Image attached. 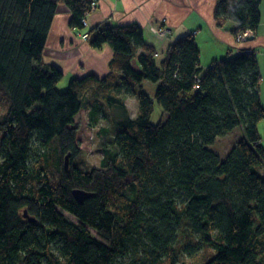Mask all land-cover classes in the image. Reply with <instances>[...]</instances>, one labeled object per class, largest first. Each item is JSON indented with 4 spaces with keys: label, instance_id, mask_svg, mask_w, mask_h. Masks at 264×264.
Listing matches in <instances>:
<instances>
[{
    "label": "trees",
    "instance_id": "16d2710c",
    "mask_svg": "<svg viewBox=\"0 0 264 264\" xmlns=\"http://www.w3.org/2000/svg\"><path fill=\"white\" fill-rule=\"evenodd\" d=\"M260 3L218 0L216 25L228 19L234 37L254 35ZM60 7L83 41L113 54L105 78L72 79L65 92L61 71L42 62ZM95 7L0 0V264H264V108L254 53H229L204 70L188 34L158 63L135 24L84 32ZM145 82L157 84L151 97ZM132 96L135 117L125 105ZM87 108L93 124L97 114L118 113L115 134L104 131L111 148L89 172L71 164L81 154L75 119ZM236 129L242 138L221 160L208 147ZM75 189L88 193L84 203Z\"/></svg>",
    "mask_w": 264,
    "mask_h": 264
},
{
    "label": "crops",
    "instance_id": "0c3cea01",
    "mask_svg": "<svg viewBox=\"0 0 264 264\" xmlns=\"http://www.w3.org/2000/svg\"><path fill=\"white\" fill-rule=\"evenodd\" d=\"M95 9L86 16L87 28L107 23L111 26L137 25L143 32L146 44L156 52V59L162 61L169 47L178 38L192 34L200 52V66L210 68L213 63L241 51L254 53L261 76L259 96L264 108V0L259 6L260 24L255 34L246 32L238 41L232 35L237 24L224 20L221 27L216 25L214 9L218 0H95ZM69 13L60 7L54 19L42 62L48 67H56L63 74L57 87L65 91L72 79H82L94 75L103 79L109 74L112 51L108 46L91 48L81 39V33L68 27ZM164 29V37L152 32ZM253 37L252 39H249ZM159 63V62H158ZM207 67V68H204ZM128 99L125 100L129 110ZM134 106V105H133ZM89 111V110H88ZM137 113V109H136ZM132 117V116H131ZM77 118V117H76ZM76 120V119H75ZM241 135V130L236 129ZM257 131L264 149V120L257 124ZM264 178V165L259 168Z\"/></svg>",
    "mask_w": 264,
    "mask_h": 264
},
{
    "label": "rangeland",
    "instance_id": "374dc122",
    "mask_svg": "<svg viewBox=\"0 0 264 264\" xmlns=\"http://www.w3.org/2000/svg\"><path fill=\"white\" fill-rule=\"evenodd\" d=\"M156 61L160 62V59H157ZM156 89H157V84H153L149 82H145L142 84V90L146 92L150 97L154 94ZM58 91L65 92L66 90L65 91L58 90ZM128 106H129L130 115L132 117H135L136 109H138V105L134 96L128 99ZM107 107L108 109L112 108L109 106ZM88 114H89L88 108L83 109L75 120V126L79 130L77 134V142L81 154L78 157H76L73 161H71V164L73 166L86 172H89L93 168H99L101 166L104 145H108V147L106 146L108 149L111 148L108 141L105 140L106 138L104 136L105 135L104 131L112 130L113 128L112 124L114 121H116L115 115H118L117 112H113V111L111 112L106 111L105 114L104 112L97 114V117L94 119L95 123L93 124V122L89 120ZM159 117H160V109L155 105V110L151 118L152 123H156L159 120ZM238 131L239 130H237V132H234L233 134H228L223 138H219L214 145L209 146L208 148L212 152L216 153L221 158V160H223L226 154L228 153V151L235 145L237 141H239L242 138L241 137L242 135H240ZM108 133L109 136L112 137L115 134V131L113 130ZM67 165H68V159H67ZM63 216L68 221L76 223V220L72 218L70 215L63 213ZM90 233L92 235H95V232L93 230H90ZM194 258H198V260L200 259L198 255L193 257L192 259Z\"/></svg>",
    "mask_w": 264,
    "mask_h": 264
},
{
    "label": "water",
    "instance_id": "95a60500",
    "mask_svg": "<svg viewBox=\"0 0 264 264\" xmlns=\"http://www.w3.org/2000/svg\"><path fill=\"white\" fill-rule=\"evenodd\" d=\"M252 38L253 37H250L249 39H252ZM132 67H133V70H135L136 72H139L140 71L139 66L136 64V61H133L132 62ZM67 159H68V156H66L65 159H64V161H65L64 162L65 167H67ZM73 195H74L75 200L79 204L84 203V201L88 198V193L84 192L81 189H75V190H73ZM24 217H26V214H24Z\"/></svg>",
    "mask_w": 264,
    "mask_h": 264
},
{
    "label": "built area",
    "instance_id": "2783aa9c",
    "mask_svg": "<svg viewBox=\"0 0 264 264\" xmlns=\"http://www.w3.org/2000/svg\"><path fill=\"white\" fill-rule=\"evenodd\" d=\"M152 32L155 34V35H157V36H159V37H164V35H165V31H164V29H156V30H153L152 29ZM84 37H86V36H84ZM237 39H238V41H241V40H243L244 39V37H243V35H240L239 37H237Z\"/></svg>",
    "mask_w": 264,
    "mask_h": 264
}]
</instances>
